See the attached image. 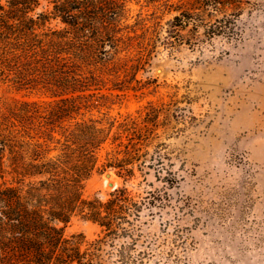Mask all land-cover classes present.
<instances>
[{
    "label": "trees",
    "instance_id": "obj_1",
    "mask_svg": "<svg viewBox=\"0 0 264 264\" xmlns=\"http://www.w3.org/2000/svg\"><path fill=\"white\" fill-rule=\"evenodd\" d=\"M140 2L0 0V83L29 97L0 99V264L151 260L141 227L155 193L140 197L129 186L139 177L141 186L152 170L163 178L169 157L162 138L185 109L150 102L136 115L113 116L123 95L116 91H136L158 45L174 52L190 25L211 39H236L238 19L217 14L243 1L145 0L156 5L151 15H172L165 27L150 25L143 11L134 15ZM200 41L195 34L186 43ZM111 171L121 185L106 198L85 195L95 173ZM164 179L173 185L178 176L168 170ZM75 219L98 225V237L67 236Z\"/></svg>",
    "mask_w": 264,
    "mask_h": 264
},
{
    "label": "rangeland",
    "instance_id": "obj_2",
    "mask_svg": "<svg viewBox=\"0 0 264 264\" xmlns=\"http://www.w3.org/2000/svg\"><path fill=\"white\" fill-rule=\"evenodd\" d=\"M242 1L217 14L238 19L236 39H211L190 25L174 52L158 45L136 91H116L123 95L113 116L136 115L150 102L178 101L174 108L185 109L175 132L162 138L169 157L163 178L152 170L141 186V177L129 186L140 197L153 191L157 201L142 218L141 242L154 250L146 264H264V0ZM147 5L134 3L133 14L143 11L150 25L165 27L172 15H151L156 5ZM195 34L202 41L191 47ZM28 98L0 83L1 100ZM168 170L177 173L173 185L164 179ZM110 174L95 173L85 195L108 197L109 180L122 184ZM65 232L93 240L101 228L75 219Z\"/></svg>",
    "mask_w": 264,
    "mask_h": 264
},
{
    "label": "water",
    "instance_id": "obj_3",
    "mask_svg": "<svg viewBox=\"0 0 264 264\" xmlns=\"http://www.w3.org/2000/svg\"><path fill=\"white\" fill-rule=\"evenodd\" d=\"M108 185L113 189V190H115L117 187H118V185L114 182V181H108Z\"/></svg>",
    "mask_w": 264,
    "mask_h": 264
},
{
    "label": "crops",
    "instance_id": "obj_4",
    "mask_svg": "<svg viewBox=\"0 0 264 264\" xmlns=\"http://www.w3.org/2000/svg\"><path fill=\"white\" fill-rule=\"evenodd\" d=\"M263 193H264V184H263Z\"/></svg>",
    "mask_w": 264,
    "mask_h": 264
},
{
    "label": "bare ground",
    "instance_id": "obj_5",
    "mask_svg": "<svg viewBox=\"0 0 264 264\" xmlns=\"http://www.w3.org/2000/svg\"><path fill=\"white\" fill-rule=\"evenodd\" d=\"M109 180V179H108ZM110 181V180H109Z\"/></svg>",
    "mask_w": 264,
    "mask_h": 264
}]
</instances>
